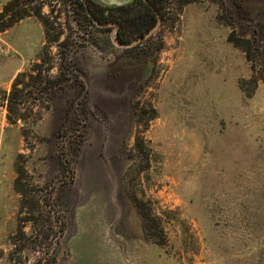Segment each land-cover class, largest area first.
Instances as JSON below:
<instances>
[{"label": "rangeland", "instance_id": "1", "mask_svg": "<svg viewBox=\"0 0 264 264\" xmlns=\"http://www.w3.org/2000/svg\"><path fill=\"white\" fill-rule=\"evenodd\" d=\"M12 1L55 42L0 32V264H264V0H171L130 47Z\"/></svg>", "mask_w": 264, "mask_h": 264}, {"label": "trees", "instance_id": "2", "mask_svg": "<svg viewBox=\"0 0 264 264\" xmlns=\"http://www.w3.org/2000/svg\"><path fill=\"white\" fill-rule=\"evenodd\" d=\"M21 0H14L10 3L9 7H5V11L12 10L19 4ZM73 4V9L76 14V20L78 24L82 27V23L86 22L90 25H95L92 20L88 17L86 13L85 6L79 0H70ZM90 5H94V8L91 6V10L96 17V19L102 23H117L120 24L121 30L117 36L119 42L122 44H129L136 40L143 38L155 25L157 22V15L144 0H131L128 4L118 6V7H103L99 4H95L93 0H88ZM153 7L160 11L163 15V18L166 16V11L168 7L172 4L171 0H149ZM189 2V1H187ZM4 11V12H5ZM106 12H110L108 16ZM14 18L10 20L4 26H0V32H6L12 28L16 23L21 22L26 18H37L44 26L45 39L49 43L55 42V39L51 38L49 23L44 19L41 12H34L33 10L27 11L26 9L15 11ZM97 26V25H96ZM84 27V26H83ZM88 29V28H86ZM100 29V28H99ZM106 31V29H100ZM156 35L151 36L148 39L143 40L140 44L152 45ZM229 42H234L233 33L229 36ZM239 46V45H237ZM136 49V48H135ZM248 60L250 57H247ZM136 148L141 150L143 148V140L137 139ZM143 220L145 222V227L147 224V216L142 212Z\"/></svg>", "mask_w": 264, "mask_h": 264}, {"label": "water", "instance_id": "3", "mask_svg": "<svg viewBox=\"0 0 264 264\" xmlns=\"http://www.w3.org/2000/svg\"><path fill=\"white\" fill-rule=\"evenodd\" d=\"M83 3L85 4L86 8H87V13L89 15V17L94 21L95 24H97L98 26H109V25H112L114 27V32H113V41L121 46V47H130L132 45H135L136 43L140 42V41H143L145 39H148L149 37H151L153 34L157 33V31L160 29L161 25H162V21H163V16L162 14L155 10L156 12V15H157V22H156V25L141 39L135 41V42H132V43H129V44H122L120 43L118 40H117V37H116V33H117V30L119 28V25L117 23H114V24H106V25H103L101 24L97 19L96 17L93 15L91 9H90V5H89V2L88 0H82ZM151 8L155 9L153 7V5L149 2V0H144Z\"/></svg>", "mask_w": 264, "mask_h": 264}, {"label": "crops", "instance_id": "4", "mask_svg": "<svg viewBox=\"0 0 264 264\" xmlns=\"http://www.w3.org/2000/svg\"><path fill=\"white\" fill-rule=\"evenodd\" d=\"M97 4H99V5H101V6H103L104 7V5H102L101 3H100V1H98V0H94ZM131 0H127L123 5H126V4H128L129 2H130ZM112 2H113V4L115 5V7H118V6H122V4L121 3H118L117 2V0H112ZM110 8V7H109ZM112 8V7H111ZM29 19H31V18H29ZM7 128V127H6ZM6 128L5 127H1V140H0V142H1V147H0V154L2 155V153H3V139H4V134H5V131H6ZM9 190H10V187L8 186L7 187V190H6V192H5V195H6V197H8V195H9Z\"/></svg>", "mask_w": 264, "mask_h": 264}, {"label": "flooded vegetation", "instance_id": "5", "mask_svg": "<svg viewBox=\"0 0 264 264\" xmlns=\"http://www.w3.org/2000/svg\"><path fill=\"white\" fill-rule=\"evenodd\" d=\"M79 1H81L82 3H83V1L82 0H79ZM94 1V0H93ZM89 2V1H88ZM94 3L95 4H97L95 1H94ZM83 5L85 6V4L83 3ZM90 5V4H89ZM91 6L94 8V5H90V9H91ZM85 9H86V13H87V8H86V6H85ZM153 9V8H152ZM156 9H154V11H155ZM92 11V10H91ZM158 11V10H157ZM160 12V11H159ZM93 13V12H92ZM156 13V12H155ZM161 13V12H160ZM106 14L109 16L110 15V12H106ZM162 14V13H161ZM87 15H88V13H87ZM94 15V14H93ZM163 16V15H162ZM88 17H89V15H88ZM90 18V17H89ZM91 19V18H90ZM92 20V19H91ZM92 22L94 23V21L92 20ZM102 24V23H101ZM107 24H110V23H107ZM97 25V24H96ZM103 25H106V24H103ZM119 25V28H118V30H117V33H116V37L118 36V34H119V32H120V30H121V27H120V24H118ZM82 26H84V27H86V28H88L89 29V24L88 23H82ZM106 27H109V26H98V28H101V29H104V28H106ZM153 35H156V34H153ZM152 35V36H153ZM150 38V37H149ZM118 39V38H117ZM119 41V40H118ZM121 43V42H120Z\"/></svg>", "mask_w": 264, "mask_h": 264}]
</instances>
